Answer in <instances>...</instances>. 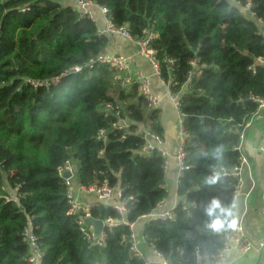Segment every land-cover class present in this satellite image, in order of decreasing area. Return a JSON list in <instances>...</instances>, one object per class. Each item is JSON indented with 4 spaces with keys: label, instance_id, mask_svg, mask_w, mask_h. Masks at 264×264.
Returning <instances> with one entry per match:
<instances>
[{
    "label": "trees",
    "instance_id": "trees-1",
    "mask_svg": "<svg viewBox=\"0 0 264 264\" xmlns=\"http://www.w3.org/2000/svg\"><path fill=\"white\" fill-rule=\"evenodd\" d=\"M92 1L133 42L155 34L149 47L158 78L177 98L182 120L186 169L174 217L144 221V243L168 264H206L231 228L240 137L264 101V0ZM247 2L250 14L240 8ZM73 7L74 0H0V264H31L22 236L27 219L40 264H139L127 224L167 196L164 157L145 153L136 133L163 139L159 109L107 65L91 63L108 38L96 36L95 23ZM119 121L128 127H113ZM66 162L74 184H106L126 203L127 224L105 228L101 248H89L67 214V187L57 174ZM89 216L122 219L98 203Z\"/></svg>",
    "mask_w": 264,
    "mask_h": 264
},
{
    "label": "built area",
    "instance_id": "built-area-1",
    "mask_svg": "<svg viewBox=\"0 0 264 264\" xmlns=\"http://www.w3.org/2000/svg\"><path fill=\"white\" fill-rule=\"evenodd\" d=\"M238 5L237 3H235ZM240 8L245 12L250 14V3L247 2ZM74 10L78 12L81 17H85L89 19L91 22H94L96 25V36L98 37H119L123 38L128 41H132L129 31L126 27L116 28L112 25L111 21L107 19V9L103 6L96 4L92 0H74ZM27 8H23L22 11H26ZM155 34L149 33L147 37L143 40H139L137 42H133L138 47V55L147 62L151 69V74L153 76L158 77L159 75V66L158 62L155 58V51L152 50L149 45L150 42L154 39ZM100 62L102 64L107 65L111 70L115 72V77L119 80L122 86H131L135 85L137 88V92L145 99L148 108H155L158 105V99L154 95L149 78L141 73L136 75H129L130 73V63L131 57L124 56V55H99L95 61L93 60L91 63ZM259 63L264 64V61L259 60ZM78 70V69H76ZM172 98V97H171ZM173 107L178 113V106H177V98H172ZM259 109H264V101H258ZM106 111H111L112 107L110 105L105 106ZM179 114V113H178ZM118 116L117 108H115V117ZM250 121V120H249ZM249 121L245 125V129L250 125ZM181 122L179 120L180 130H181ZM119 130L126 129L128 124L124 121H119L113 125ZM136 133L141 135L144 139V146L142 150L145 153H150L153 150H156L164 157L163 162V170L166 172L167 169V159L166 153L162 150V145L164 144V140L160 138L155 133L145 131L143 129L138 128ZM104 135L103 132L99 133L97 139L102 138ZM243 135L240 137V144L238 147V151L240 154V164L238 168L233 169V173L239 176V173L242 167L247 166V161L245 157L242 155L241 146H242V139ZM174 159L177 164V171H176V182L186 169L184 166L185 160V152H184V142L182 138V133L180 131V138L176 145L174 151ZM225 171H223L224 173ZM68 173L70 176L65 178L64 175ZM57 174L59 177L63 178L65 181V185L67 187L65 193V200L68 206L67 214L70 216H74L76 218V224L78 227V231L82 234L85 241L88 243L89 248H101L104 245V229H112L116 228L119 225L127 224L124 221V216L127 213L126 203L124 200H121V193L119 189H112L108 187L106 184H102L99 187H84L81 185H76L73 183V173L71 165L66 162L63 166L59 167L57 170ZM238 187L239 184L235 187L234 198L238 197ZM91 196L95 199L93 203H98L103 206H110L112 207L115 212L122 217L119 221H102L103 227L98 234H96L92 227L87 224V220L90 219L89 216V207L90 204H87L83 201V197ZM14 201H16L15 197H12ZM131 199V198H129ZM162 204L158 206V209L161 207ZM157 209V210H158ZM170 210L159 211L158 213L153 212L150 215L142 216L141 220L148 221L151 219L154 220H170L173 219L174 215ZM261 216L264 220V207L261 211ZM129 230L131 231L130 234V244H129V252L137 258L139 264H168L159 253L155 251H150V257L146 254L137 243V237L134 233L135 224L130 223L127 224ZM22 236L27 243L30 251L29 255V263L31 264H40L42 254L38 249L37 245V238L33 234L32 224L29 219H27L26 226L23 230ZM264 246V241L258 243V247L262 248ZM251 249H253V244L248 240L241 224L237 221V217H233V222L229 231L224 235V243L218 253L211 257L206 264H227L226 259L228 254L232 250H237L242 254H247Z\"/></svg>",
    "mask_w": 264,
    "mask_h": 264
},
{
    "label": "crops",
    "instance_id": "crops-1",
    "mask_svg": "<svg viewBox=\"0 0 264 264\" xmlns=\"http://www.w3.org/2000/svg\"><path fill=\"white\" fill-rule=\"evenodd\" d=\"M69 1V0H68ZM104 55H125L131 57L129 75L141 73L149 78L152 91L158 99L159 119L163 130L162 150L166 153L167 169L165 172V190L167 196L162 202L159 211L170 210L177 203L176 171L177 164L174 151L180 138V115L173 107L172 98L168 88L158 77L151 74L147 62L138 55V47L128 40L119 37L107 39ZM128 124L127 121H124ZM245 129L241 152L247 161V166L242 167L239 173L238 197L236 198L235 215L241 224L248 240L253 244L247 254L232 250L226 259L227 264H264V246L258 243L264 241V220L261 211L264 207V109H258ZM142 129V128H140ZM87 204L95 199L91 196L83 197ZM143 220L135 224L134 233L140 249L150 257L151 249L146 246L142 237ZM157 264V263H154Z\"/></svg>",
    "mask_w": 264,
    "mask_h": 264
},
{
    "label": "water",
    "instance_id": "water-1",
    "mask_svg": "<svg viewBox=\"0 0 264 264\" xmlns=\"http://www.w3.org/2000/svg\"><path fill=\"white\" fill-rule=\"evenodd\" d=\"M69 176H70V174H68V173H66L64 175L65 178H68ZM87 224L92 227L93 231L96 234H98L100 232V230L102 229V227H103V223H102L101 220L88 219L87 220Z\"/></svg>",
    "mask_w": 264,
    "mask_h": 264
},
{
    "label": "rangeland",
    "instance_id": "rangeland-1",
    "mask_svg": "<svg viewBox=\"0 0 264 264\" xmlns=\"http://www.w3.org/2000/svg\"><path fill=\"white\" fill-rule=\"evenodd\" d=\"M60 1H62L63 2V0H60ZM141 126V125H140Z\"/></svg>",
    "mask_w": 264,
    "mask_h": 264
},
{
    "label": "clouds",
    "instance_id": "clouds-1",
    "mask_svg": "<svg viewBox=\"0 0 264 264\" xmlns=\"http://www.w3.org/2000/svg\"><path fill=\"white\" fill-rule=\"evenodd\" d=\"M213 203H215V202H213Z\"/></svg>",
    "mask_w": 264,
    "mask_h": 264
}]
</instances>
